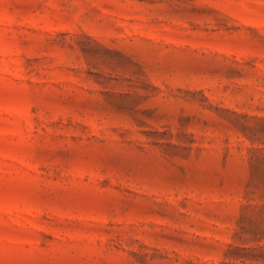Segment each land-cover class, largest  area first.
Instances as JSON below:
<instances>
[{
    "label": "rangeland",
    "instance_id": "374dc122",
    "mask_svg": "<svg viewBox=\"0 0 264 264\" xmlns=\"http://www.w3.org/2000/svg\"><path fill=\"white\" fill-rule=\"evenodd\" d=\"M0 264H264V0H0Z\"/></svg>",
    "mask_w": 264,
    "mask_h": 264
}]
</instances>
